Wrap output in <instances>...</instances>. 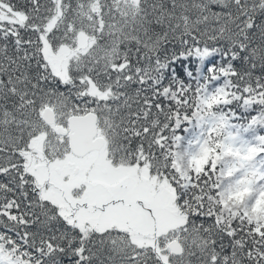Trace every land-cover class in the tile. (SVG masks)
Masks as SVG:
<instances>
[{
  "label": "snow or ice",
  "instance_id": "obj_1",
  "mask_svg": "<svg viewBox=\"0 0 264 264\" xmlns=\"http://www.w3.org/2000/svg\"><path fill=\"white\" fill-rule=\"evenodd\" d=\"M232 104L264 126V0H0V264H264Z\"/></svg>",
  "mask_w": 264,
  "mask_h": 264
},
{
  "label": "trees",
  "instance_id": "obj_2",
  "mask_svg": "<svg viewBox=\"0 0 264 264\" xmlns=\"http://www.w3.org/2000/svg\"><path fill=\"white\" fill-rule=\"evenodd\" d=\"M216 60H218V58H216ZM216 60L209 57L198 63L194 62L191 64L188 60H185L184 64L189 66L194 80H202L207 72L206 66L209 63L216 62ZM182 79L187 80L186 75L182 74ZM194 80L188 81L192 83L193 87H195ZM261 111L262 109L259 106L254 105L245 107L241 104H232L223 110L224 114L228 117L230 127H232L234 131L239 132L241 140L247 143L254 142L255 138L258 136H264V126L251 124L253 117L258 116ZM198 132L199 130L195 128L194 125H185L177 130V135L183 137L185 143H187L195 138Z\"/></svg>",
  "mask_w": 264,
  "mask_h": 264
}]
</instances>
